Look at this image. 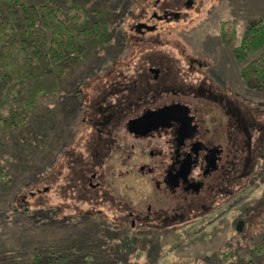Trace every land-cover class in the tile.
Instances as JSON below:
<instances>
[{
  "label": "rangeland",
  "instance_id": "obj_1",
  "mask_svg": "<svg viewBox=\"0 0 264 264\" xmlns=\"http://www.w3.org/2000/svg\"><path fill=\"white\" fill-rule=\"evenodd\" d=\"M33 1L36 6L55 3L67 21L70 9H107L111 39L109 46L88 42L62 74L40 63L43 71L26 82L21 104L34 98L36 89L45 94L21 126L0 132L6 174L0 179V264H264V256L253 254L255 245L264 242V91L243 84L240 71L246 63L239 65L233 52L249 25L264 22V0H198L186 20L160 24L161 31L147 35L143 44L133 40L132 28L146 10L152 11L155 0ZM92 17L99 19L95 13ZM224 20L237 25L228 48L222 44ZM156 56L179 71L186 68L187 57L203 61L209 67L197 63L201 69L192 78L200 81L201 73H210L247 100L241 122L251 134L253 156L232 176L230 190L215 195L206 209L194 208L176 226L140 223L155 229L133 237V231L118 230L117 216L107 205L95 211L88 194L79 198L84 193L72 188L75 166L68 156L76 148L87 157L95 109L138 73L144 57ZM5 98L3 90L0 104ZM240 221L244 226L238 232Z\"/></svg>",
  "mask_w": 264,
  "mask_h": 264
},
{
  "label": "flooded vegetation",
  "instance_id": "obj_2",
  "mask_svg": "<svg viewBox=\"0 0 264 264\" xmlns=\"http://www.w3.org/2000/svg\"><path fill=\"white\" fill-rule=\"evenodd\" d=\"M172 1L155 0L132 28L133 40L143 44L160 24L184 21L199 7L198 0ZM197 63L209 67L187 57L179 71L165 57H144L138 73L95 109L87 157L69 149L72 188L84 193L79 198L88 194L95 211L107 205L118 230L133 231V237L155 229L140 223L176 226L194 208L206 209L253 156L251 134L241 122L247 100L210 73L200 72L209 87L192 78L201 69Z\"/></svg>",
  "mask_w": 264,
  "mask_h": 264
},
{
  "label": "trees",
  "instance_id": "obj_3",
  "mask_svg": "<svg viewBox=\"0 0 264 264\" xmlns=\"http://www.w3.org/2000/svg\"><path fill=\"white\" fill-rule=\"evenodd\" d=\"M62 13L55 3L36 6L33 0H0V92L6 90L0 104V132L21 126L37 99L45 94L36 89L35 97L21 104L26 82L43 71L40 63L46 62L62 74L84 53L88 42L109 46L111 29L105 20L111 13L107 9L92 11L99 19H93L86 7L70 9L69 21ZM236 33L235 21L222 22L221 37L226 46L233 43ZM234 54L240 63H246L241 70L245 84L264 91L263 21L248 26ZM5 175L0 158V179ZM261 228L260 235L264 237V217ZM253 254L264 256L263 241L255 245Z\"/></svg>",
  "mask_w": 264,
  "mask_h": 264
},
{
  "label": "water",
  "instance_id": "obj_4",
  "mask_svg": "<svg viewBox=\"0 0 264 264\" xmlns=\"http://www.w3.org/2000/svg\"><path fill=\"white\" fill-rule=\"evenodd\" d=\"M243 226H244V222L243 221L238 222L237 231L241 232L242 229H243Z\"/></svg>",
  "mask_w": 264,
  "mask_h": 264
}]
</instances>
